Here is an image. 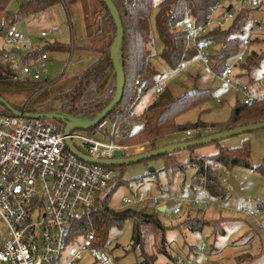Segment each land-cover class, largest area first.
<instances>
[{
    "label": "rangeland",
    "instance_id": "374dc122",
    "mask_svg": "<svg viewBox=\"0 0 264 264\" xmlns=\"http://www.w3.org/2000/svg\"><path fill=\"white\" fill-rule=\"evenodd\" d=\"M153 1L159 2L160 0ZM262 2L263 4L259 9L251 11L252 14L242 28L243 36L241 38H247L250 51L264 50V1ZM100 12L101 6L96 0H71L64 3L57 2L24 19L22 25L24 32L21 27L20 29L24 35L32 38L34 43L32 50L35 52L34 57H31L28 63H31L32 69L39 74V81L42 82L47 79L52 82L34 94L31 98V106H38L39 109L46 107L57 110L58 104L51 97L68 90L74 84L76 75L88 69L92 60L97 58V53L92 51L83 53L79 47L83 46L82 41L96 38L94 33L99 28ZM154 13L153 10L150 17L152 23ZM42 30L46 36L41 38L38 34ZM152 32L154 35V43L151 49L153 56L150 58L148 66L160 74L156 80L163 79L171 69L159 57L160 45L154 29ZM78 35L87 38L79 40ZM256 38L254 44L249 43V40ZM94 41L97 47H101V39H94ZM219 47L216 44L213 48L219 49ZM2 48L7 47L4 44V39L0 36V49ZM43 53L48 55V59H41ZM260 63V67L253 76L256 79H258L259 74H264V57ZM22 65L29 66V64L23 63ZM239 73L242 74L240 70ZM238 79L242 81L245 76L238 75ZM186 80L188 83L183 86L182 90H179L177 83ZM164 87L176 97L203 89H207L211 95L207 101L190 108L178 117L177 123L181 125L197 121L206 125L225 123L231 116L232 108L240 104L242 100L240 95L235 94L233 90L226 88L220 81L208 75L200 65L188 67L181 75L168 80ZM28 93H13L5 97H8V100L16 105H22L27 101ZM154 95L156 94L153 87L145 90L131 106V112L142 113L151 104ZM3 109L4 106L0 103V111ZM82 114L88 115L86 111ZM43 121L59 131H63V126L59 127V122L52 119H44ZM107 128L109 129V127ZM74 133L82 134L84 131L76 130ZM88 135H93L97 140L105 141L98 133L91 132ZM182 137H184V133L169 135L158 142L164 144L167 141L180 140ZM245 140L250 145V167H232L229 171L219 169L220 182L227 193L224 200L213 199L204 191L194 193L189 187L193 175L190 168L175 177L167 178L164 173L157 172L153 176H144L141 182H135L130 175L137 172V168L142 165L123 167L124 175L121 177L120 185H109L102 192L100 199L108 195L107 205L110 209L123 211V209L130 207L135 212L153 215L155 220L139 223V244H136L132 239V233L137 226L135 219L126 218L122 223L110 225L103 234L104 240L101 249L108 255L110 254L117 264H134L139 261L142 249L155 255V264H166L168 259L163 254L156 253L155 249L163 237L169 254L178 261L195 262L205 256L207 264H264V230L258 229V224L262 223L264 226V216L258 215L259 217L255 219L246 213L248 210H256L259 207L260 211H264V128L229 136L217 143L199 145L192 150L197 155L206 156L215 152V144L226 149L237 148ZM126 147L130 148L131 151L128 156L139 154L142 148L148 151L142 144ZM172 155L181 163L188 158L187 152L184 150L175 151ZM160 166L161 161L153 160L148 164L147 170ZM139 190L149 191L152 197L155 196L159 199L158 204L153 205L148 201L136 206L122 204L123 197L135 194ZM184 197L208 202L205 205L190 204L189 206L198 213L199 217L210 223L200 232L188 231L181 224L183 222L181 217L187 204H184L181 213L176 215L172 213V209L178 207L173 198L182 199ZM160 207H164L165 211H159ZM215 222H218L219 231L215 229ZM4 240L5 225L0 221V244ZM81 241L82 236L79 235L75 244L68 250L71 251L78 247ZM77 264L95 263L89 255L82 254Z\"/></svg>",
    "mask_w": 264,
    "mask_h": 264
},
{
    "label": "trees",
    "instance_id": "16d2710c",
    "mask_svg": "<svg viewBox=\"0 0 264 264\" xmlns=\"http://www.w3.org/2000/svg\"><path fill=\"white\" fill-rule=\"evenodd\" d=\"M66 1L71 0H28L20 4L15 13L10 14L6 8L10 0H0V36L3 37L7 30V26L1 24V20L5 17L12 15L16 22H24L26 17L47 9L57 2L64 3ZM96 1L101 6V12L99 15V28L95 32L96 38L94 39H105L104 46L97 47L94 44L93 49L99 53V57L89 64L88 69L77 74L74 84L68 90L51 97L58 104L57 110L46 107L39 109L38 106H31L30 103L34 94L43 90L44 86L52 83L51 81L45 79L41 82L39 81L40 78L38 80L14 79L16 71L10 68L9 56L12 53L16 54L22 62L25 59L28 60V58L34 57L35 52L30 49L27 53L22 54L24 50H21V48L0 49V98L13 110L24 111L25 114L61 111L90 118V116L100 112L110 102L113 98L116 82L108 51L115 38V28L106 6L100 0ZM111 2L119 13L124 36L119 48L120 63L125 82L122 99L120 104L105 118V121L108 120L113 127L118 129L117 143L121 146L142 144L146 150L152 151V149L166 147L169 144L197 140L198 138L228 131L236 127L264 122V102H258L252 105L242 103L235 105L228 121L222 124L213 123V125H206L199 121L182 125L178 124V117L186 113L190 108L210 98L211 95H209L207 89L196 90L176 97L167 88L163 87L159 93L154 95L151 104L141 114L135 115L129 109L126 110L124 106L129 100L128 96L131 90L134 88L135 79L137 78L140 82L136 88V100L139 94L150 87L154 88L156 77L160 75L154 68L148 66L149 60L153 56V51L151 50L154 43L152 29H154L160 45L159 57L169 69L173 70L179 66L180 62L189 61L195 56V49L188 44L189 34L184 30L183 24L190 21L194 27L203 25L207 20L210 7L215 4L216 0H160L159 2H154L153 0H111ZM153 10L155 13L152 23L150 17ZM251 11L254 10H240L225 28L211 29L210 32L200 39V44L209 58L212 59V67L217 73H221L232 58L237 55L243 34L242 28L252 14ZM256 40L257 38L249 40V43L254 44ZM216 44L220 46L219 49L213 48ZM263 57L264 50H251L239 65V70L242 72L239 75L241 77L245 76V80L248 83L257 81L253 76L260 67ZM20 92H29L26 96L27 101L22 105H16L8 100V97H5ZM85 111L88 115L82 114ZM0 113L8 114V111L4 108ZM198 128L206 131H199L198 134L191 136L184 135L180 140L167 141L164 144H159L158 142L169 135H176ZM94 131L95 128L87 133L91 134ZM215 145L216 151L212 155L207 156L195 154L192 150L193 148L183 149L188 156L183 163L172 157L173 152L138 162L137 164L146 167L145 174L132 180L141 182L144 176H153L157 172H162L167 178H171L183 174L184 170L190 168L193 175L190 179L189 187L194 193L204 191L213 199L224 200L227 197V193L221 185L219 169L229 171L232 167H250V145L247 140L237 148L226 149L218 147L217 144ZM153 160L161 161V166L159 168L155 167L152 172H149L147 167ZM123 167L125 166L107 167L116 174L115 181L112 183L113 186H118L122 182ZM107 200L108 195L103 199L98 198L93 208L87 209L82 214L69 233L71 238L92 233L95 235V244L101 249L104 240L103 234L110 225L122 223L126 218H133L137 226H135L132 233V239L136 244H139V223L154 221V216L135 212L130 207L123 209V211L112 210L108 207ZM189 206L190 204L186 205L181 217L183 220L181 224L184 228L191 232H200L204 227L210 225L209 222L199 217L198 213ZM181 211L182 208L179 213ZM215 229L219 231L218 222H215ZM155 249L156 253H161L168 259L166 264L178 261L169 254L163 237ZM154 261L155 255L149 254L142 249L139 261L134 264H155Z\"/></svg>",
    "mask_w": 264,
    "mask_h": 264
},
{
    "label": "built area",
    "instance_id": "2783aa9c",
    "mask_svg": "<svg viewBox=\"0 0 264 264\" xmlns=\"http://www.w3.org/2000/svg\"><path fill=\"white\" fill-rule=\"evenodd\" d=\"M264 0H216L209 9L203 25L193 26L190 21L183 24L187 31L188 44L195 49V56L189 61L180 62L170 70L165 78L157 79L155 94L159 93L168 80L181 75L188 67L200 65L204 71L220 81L222 85L241 96V103L252 105L264 102V74H259L254 83L240 81L239 65L249 54L247 38H241L239 51L226 68L217 73L212 60L200 44V39L211 29H223L240 12L260 8ZM230 7V8H228ZM7 30L2 37L7 48L20 49L22 43L32 48L31 39L26 37L14 23L1 20ZM45 36V32L39 35ZM243 36V35H242ZM43 54L41 59H46ZM11 69L16 71L14 79L38 80L39 74L29 66L22 65L16 54L9 56ZM140 82L135 79L134 88L124 108L131 109L135 102L136 88ZM24 113V111H21ZM96 125L95 132L105 135L106 122ZM204 129L185 131L186 136L196 135ZM118 129L110 141H96L87 133H73L72 144L87 157L109 159L115 151L128 156L131 151L117 143ZM115 172L108 168L89 164L73 156L64 144L62 131L52 127L42 119H25L16 115L0 113V221L5 225V240L0 244V264H77L82 254H87L95 264H117L115 259L95 244V235L82 236L78 247L68 250L78 238L69 233L87 209L93 208L109 185L115 181ZM178 207L173 214L180 212L184 204H208L206 201L184 197L173 198ZM148 201L157 205L159 199L149 191H138L123 197L122 204L136 206ZM258 202V201H257ZM246 211L253 218L264 216V211ZM165 211V208H164ZM262 219V218H261ZM258 229L264 226L258 224ZM202 256L199 261H176L171 264H207Z\"/></svg>",
    "mask_w": 264,
    "mask_h": 264
},
{
    "label": "water",
    "instance_id": "95a60500",
    "mask_svg": "<svg viewBox=\"0 0 264 264\" xmlns=\"http://www.w3.org/2000/svg\"><path fill=\"white\" fill-rule=\"evenodd\" d=\"M101 3L106 6L109 16L111 20L113 21V25L115 28V38L109 48V59L111 62V65L113 67V71L115 74V90L113 93V98L110 100L109 103L105 105V107L98 112L97 114L90 116V118L85 117L84 115L80 114H68L66 112H44V113H21L17 110H13L4 100L0 98V103L4 106V108L8 111L11 115H16L25 119H52L57 122H59L63 127V137H64V144H66L67 149L69 152L83 160L86 163L89 164H96L102 167H122V166H128V165H134L138 162L150 160L156 156L168 154L170 152L174 151H181L183 149L187 148H195L199 145L204 144H210L213 142H217L221 139L228 138L229 136L241 134L243 132L247 131H255L264 128V122H259L258 124H251L243 127H236L234 129L215 133L210 136H205L198 138L197 140H191L183 143H176V144H169L166 147H159L156 149H152V151H145L143 148L141 149V152L135 156H126L123 153L119 151H115L112 155V158L109 159H95L90 158L84 155L81 151H79L74 144H72L70 136L76 131L81 130L84 132H88L91 129H94L96 125H98L101 121L105 120V118L110 114V112L115 109L122 99V92L124 87V74L123 69L121 67L120 63V51L119 48L123 41V28H122V22L119 18V13L116 9V7L112 4L111 0H100ZM230 8V7H228ZM149 172H152V168H148ZM163 211V209L161 210Z\"/></svg>",
    "mask_w": 264,
    "mask_h": 264
},
{
    "label": "crops",
    "instance_id": "0c3cea01",
    "mask_svg": "<svg viewBox=\"0 0 264 264\" xmlns=\"http://www.w3.org/2000/svg\"><path fill=\"white\" fill-rule=\"evenodd\" d=\"M26 1H28V0H10V2L8 3V5H7V9H8V12L11 14V13H15L17 10H18V6L20 5V4H22V3H25ZM4 20H6L8 23H14V24H16L17 26H18V28L20 29V27H21V29L23 30V32H24V29H23V27H22V25H23V22L22 21H18V22H16L15 20H14V18L12 17V15L11 16H8V17H5L4 18ZM97 21V20H96ZM97 25V24H96ZM20 29V30H21ZM21 30V31H22ZM27 34H28V32L27 31H25ZM42 32H44L43 30L42 31H40V33L38 34V36L42 33ZM95 34V33H94ZM26 36V35H25ZM45 36H46V34H45ZM44 36V37H45ZM93 36V35H92ZM26 37H28L29 38V36L27 35ZM40 37V36H39ZM72 37V36H71ZM78 39L79 40H82V39H84V38H87V37H85V36H79L78 35ZM31 39V42H32V46H33V40H32V38H30ZM72 39H73V37H72ZM71 39V40H72ZM99 39V38H98ZM101 40H102V43L100 44V46H104V43H105V39H102L101 38ZM71 42H73V41H71ZM95 41H94V38H89L88 40H84V41H82V45L83 46H80L79 48V50L81 51V52H83V53H88V51H92V52H94V53H97L98 55H97V58L99 57V53L98 52H96L94 49H93V45L96 43H94ZM92 43H94V44H92ZM30 49H32V48H29V45H28V43H22L21 44V50H24V52H22V54H24V53H27L28 51H30ZM47 55V54H46ZM46 59H48V55H47V58ZM96 58H94L93 60H92V62L95 60ZM29 60H30V58H28V60H23L21 63H23V64H29V66H30V68L32 69V65H30L31 63H28L29 62ZM91 62V63H92ZM33 70V69H32ZM186 71V70H185ZM184 71V72H185ZM183 72V73H184ZM182 74V73H181ZM77 76V75H76ZM30 80H32V79H30ZM172 80V79H171ZM188 83V81L186 80V81H182L181 83H177V87L179 88V90H182V88H184L183 86H185V84H187ZM182 85V87L180 88V86ZM139 96H140V94L137 96V98H136V100L139 98ZM180 96V95H179ZM178 96V97H179ZM136 100H135V102H136ZM134 102V103H135ZM144 111V110H143ZM130 112H131V110H130ZM132 114H135V113H133L132 112ZM141 114V113H140ZM136 115V114H135ZM107 127H109V129L107 128ZM105 128H106V134L105 135H102V134H99L102 138H103V140H105V141H101V140H97V139H95L94 137H93V135H91L92 136V138L94 139V140H96V141H99V142H103V143H106V142H108V141H110L111 140V138H112V135H113V133H114V131H115V127H113L112 126V124L109 122V121H107L106 122V126H105ZM95 132V131H94ZM84 133H86V132H84ZM95 134H96V132H95ZM184 135H185V133H184ZM117 140H118V137H117ZM216 151V150H215ZM195 153V152H194ZM214 153V152H213ZM196 154V153H195ZM210 155H212V154H210ZM207 156V155H206ZM140 165V164H139ZM145 166L144 165H142L141 167H139V168H137L138 169V171L137 172H133L131 175H130V177H131V179H133V178H136L137 177V175H143L144 174V171H145ZM123 173V172H122ZM124 175V174H123ZM163 209V211H164V207H160L159 208V211H161ZM163 211H161V212H163ZM207 263V262H206Z\"/></svg>",
    "mask_w": 264,
    "mask_h": 264
},
{
    "label": "flooded vegetation",
    "instance_id": "af4514ba",
    "mask_svg": "<svg viewBox=\"0 0 264 264\" xmlns=\"http://www.w3.org/2000/svg\"><path fill=\"white\" fill-rule=\"evenodd\" d=\"M62 126L61 124L59 125V127Z\"/></svg>",
    "mask_w": 264,
    "mask_h": 264
}]
</instances>
